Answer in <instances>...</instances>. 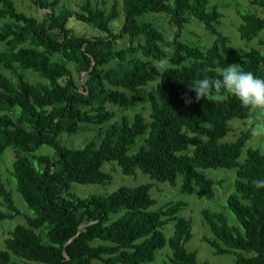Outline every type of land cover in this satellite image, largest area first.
<instances>
[{
	"label": "trees",
	"instance_id": "trees-1",
	"mask_svg": "<svg viewBox=\"0 0 264 264\" xmlns=\"http://www.w3.org/2000/svg\"><path fill=\"white\" fill-rule=\"evenodd\" d=\"M42 13L40 19L19 12L12 0H0V156L14 149L13 176L18 194L33 213L27 225H18L0 250V264H152L156 253L169 245L171 264L200 262L187 244L193 237L191 220L180 217L183 202L153 210L152 184L120 188L108 196L81 199L71 192L73 184L100 186L112 181L103 171L117 163L124 176L137 172L161 184L176 185L181 192L201 199L215 198V182L206 170H237L235 194L227 208L239 227L223 214L205 211L204 221L212 238L204 242L217 256H235L236 264H264V189L254 181L264 179V154L249 150L240 158L252 131L243 132L234 143H222L231 133L233 120L245 121L251 111L227 92L216 100L196 101L189 84L205 76L220 78L218 69L238 65L264 77V54L257 49L241 54L218 29L223 14L213 0H122L108 12L85 0L74 12L67 6L55 10L61 0H29ZM264 11V0H251ZM45 11V12H44ZM125 16L119 33L113 24ZM164 14L176 27L171 41L151 23L141 19ZM188 16L202 23L215 36L211 48L202 49L182 42ZM80 25L89 31L74 33ZM76 22V23H75ZM239 34L251 42L264 32V18L242 15ZM127 38L129 46L117 48ZM264 46V39L259 43ZM168 50H171L169 52ZM169 61L160 69L155 63ZM43 82L30 83L25 73ZM159 81L155 94L148 96L151 118L142 114L122 118L101 138L81 149L61 141L76 136L85 126H102L115 114L107 106L130 109L143 97L139 90ZM14 113L18 114L17 117ZM142 146L133 155L137 141ZM43 147L54 151L39 155ZM8 212L0 220L13 219L20 211L12 193L0 186ZM174 223L167 239L164 229ZM46 232V239L42 235Z\"/></svg>",
	"mask_w": 264,
	"mask_h": 264
},
{
	"label": "rangeland",
	"instance_id": "rangeland-1",
	"mask_svg": "<svg viewBox=\"0 0 264 264\" xmlns=\"http://www.w3.org/2000/svg\"><path fill=\"white\" fill-rule=\"evenodd\" d=\"M17 10L25 15L40 19L42 13L39 9L29 0H12ZM49 2H56L57 0H48ZM118 2V10L122 13V0H92L96 6L110 11ZM85 0H61L58 7L55 9L57 12L64 6L69 7L74 12H78V6L84 3ZM218 6L220 12L223 14L221 25L218 26L219 31L230 39L231 46L238 50L241 54L246 55L250 50L257 49L264 54V46L260 45V41L264 39V32L260 33L258 38L251 42L243 41L239 34V26L242 24V15L256 14L261 18H264V11L257 6L252 5L251 0H213L209 3V9ZM45 12V11H44ZM142 21L151 23L161 31L167 41H171L176 27L171 23L170 17L164 14H149L144 16ZM189 23L183 32L182 42L190 46L200 47L204 50L212 47L215 36L206 31L204 25L197 21L195 18L188 16ZM125 21V16L121 14L120 18L113 24L115 33H119ZM74 21L70 22V26L74 33L81 34L83 31H89L92 35L98 36V33L87 27L81 29L80 25H74ZM6 23V21H0V29ZM76 23V22H75ZM129 46L127 38L117 41V48H126ZM5 44H0V53L6 50ZM171 52V50H168ZM160 69L169 67V61H165L161 64L155 63ZM238 66V65H237ZM2 72L12 77L10 73L6 72L2 67ZM27 81L36 84L43 82L42 79L31 72L25 73ZM13 78V77H12ZM159 81L149 84L146 88L139 90L137 95L143 97L144 102L136 104L130 109L120 108L114 105H108L107 108L115 114V118L102 126H85V129L76 136L63 135L61 141L64 145L72 149H81L92 142L100 144L101 138L110 129V127L116 122L120 121L124 117L133 119L137 114H142L147 121L151 118V104L148 101L150 94H155ZM230 94L227 93L226 96ZM226 97H222L225 99ZM17 117L18 114L14 113ZM256 124V116L251 111L247 120H233L230 125L232 128L231 133L222 141V143H234L240 137L243 132L252 131ZM142 146V139L137 141L135 148L130 152L133 155ZM249 150H258L264 154V139L251 138L244 148L240 162L244 163L247 152ZM39 155H51L54 151L50 148L43 147L38 152ZM16 160V154L14 149L9 148L5 153L0 156V186L3 185L7 191L12 193L13 201L16 207L20 211V215L15 216L13 219L0 220V250L5 248V241L9 238L10 233L18 225H27V217L32 216V212L28 209L22 197L18 194L16 188V180L13 176V164ZM103 171L112 176V181L105 185L100 186H81L73 184L71 186V192L76 194L81 199H85L90 196H108L117 192L120 188H137L142 185L152 184L151 196L156 200L157 204L153 210H157L169 203L183 202L186 207L180 213V217L186 218L192 221L193 224V237L187 244L186 248L189 252L196 253L200 262H209L211 264H236L235 256L225 255L217 256L214 249H212L204 238H212V233L209 227L206 225L203 217L205 211L223 214L228 218L229 224L234 227H239V223L236 217L228 210V198L235 194V182L237 179V170H206L203 171L205 176L215 182V198L212 200L201 199L197 196V193L193 195H185L181 192L182 178L177 179L176 185L161 184L156 181H152L149 176L137 172L136 177L124 176L117 163H108L103 166ZM0 212L7 213V205L4 199L0 196ZM175 224L171 223L165 227L164 234L167 239H170L174 234ZM42 235L46 239V232L42 231ZM172 251L167 245L162 251L156 253V260L152 264H171L170 258ZM13 263L25 264L20 259L13 257Z\"/></svg>",
	"mask_w": 264,
	"mask_h": 264
},
{
	"label": "clouds",
	"instance_id": "clouds-1",
	"mask_svg": "<svg viewBox=\"0 0 264 264\" xmlns=\"http://www.w3.org/2000/svg\"><path fill=\"white\" fill-rule=\"evenodd\" d=\"M220 78L205 76L190 83L189 90L195 93L196 101L213 97L221 99V91L235 97L245 109L256 116V124L252 129V137L264 139V77L251 71L241 70L240 66L230 65L218 69ZM254 187L264 189V179L254 181Z\"/></svg>",
	"mask_w": 264,
	"mask_h": 264
}]
</instances>
